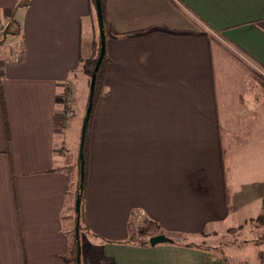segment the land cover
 Segmentation results:
<instances>
[{
  "label": "crops",
  "instance_id": "crops-1",
  "mask_svg": "<svg viewBox=\"0 0 264 264\" xmlns=\"http://www.w3.org/2000/svg\"><path fill=\"white\" fill-rule=\"evenodd\" d=\"M100 2L107 61L88 129L81 264H229L233 252L192 241L264 214V91L251 76L256 93L244 95L229 53L264 66V0ZM0 20V37L21 47L18 60L0 54V264H70L95 6L0 0ZM137 215L153 227L138 238ZM158 234L170 241L150 245Z\"/></svg>",
  "mask_w": 264,
  "mask_h": 264
},
{
  "label": "rangeland",
  "instance_id": "rangeland-1",
  "mask_svg": "<svg viewBox=\"0 0 264 264\" xmlns=\"http://www.w3.org/2000/svg\"><path fill=\"white\" fill-rule=\"evenodd\" d=\"M196 22L201 27L206 26L205 24H203L200 21H196ZM103 27H104V24H103ZM205 28H207V27H205ZM95 29H96V34H95L96 41H95L94 45L98 41H100L99 29H98V23L97 22L95 25ZM211 34L214 36L216 35L213 33H211ZM1 38H4V37H0V40H1ZM5 38L9 39L8 36H6ZM215 38H217L218 41L221 40L218 35ZM242 59H244V58H242ZM245 62H247V61L245 60ZM237 64H238L237 65L238 68L243 72L244 77H245V78H242V81L240 80L241 83L239 82L240 85L242 87H244V95L245 96L248 95L249 92L251 94L256 93L254 88H251L252 78H251L250 72L248 71V69H246L244 66H242L238 61H237ZM247 64H250V66L253 69L258 70V72L264 76V71L261 68H259L257 65L252 64L251 62L250 63L247 62ZM246 77H248V79ZM65 90L67 91L65 93V95H67L68 92H69V94H72L73 109H74V95H73V91H72V85L69 88V90L67 88ZM100 90H101V88H100ZM260 100H264V97L260 96ZM86 105H87V103H86ZM260 105L262 106V104H260ZM261 109H262V107H261ZM85 110H86V108L84 107L83 117L85 114ZM74 114H75V110H74ZM63 115L66 117V115L64 114V106H63ZM82 120H83V118H82ZM79 143H80V140H79ZM78 157H79V150H78ZM77 166H78V163H77ZM77 182L78 181L76 180L75 193H76L77 185L79 187V184H77ZM75 219H76L75 228H74L75 230L73 231L74 233H73L72 237L74 236V234L76 232V227L79 228L78 230L82 229L80 224H79L80 223L79 220H77L76 212H75ZM132 228H133L134 233L137 234V238H138V237H140L139 235L141 234L138 231L139 229L142 228V229L150 230L153 227L151 225H148L147 221L146 222L143 221V218L141 215H137L136 217L132 218ZM240 229H241V227L240 228L239 227L238 228L237 227L230 228L228 230V233L220 234L216 238L207 237L206 239L205 238L197 239V240H195V242L194 241H192V242L197 244L199 247L203 248L205 251H209L211 249L210 248L211 246L217 245V246H219L220 250H223V251L228 250L230 252H233L234 254H232V256L228 255L226 257L227 258L226 260L229 262V264H237L238 261L240 259H242V256H245V255H248L249 258L251 260H254V261H256L257 259H260V258L264 259V224H261V223H258L256 221L252 220L251 222L246 224V227L243 230L242 229L240 230ZM83 235L85 237L86 234L83 233ZM75 236H76V234H75ZM244 238L249 239L247 243H243ZM79 244H80V237H79ZM82 244H83V246H85L84 243H82ZM84 255L85 254H83V257H84ZM80 260H81V255H80ZM88 260H90V259H87V256H86V261H88ZM83 264H84V262H83ZM89 264H97V263H96V261L95 262L93 261V263H91V261H89Z\"/></svg>",
  "mask_w": 264,
  "mask_h": 264
},
{
  "label": "trees",
  "instance_id": "trees-1",
  "mask_svg": "<svg viewBox=\"0 0 264 264\" xmlns=\"http://www.w3.org/2000/svg\"><path fill=\"white\" fill-rule=\"evenodd\" d=\"M93 1V4H94V0ZM174 3V2H173ZM175 4V3H174ZM176 5V4H175ZM95 6V4H94ZM182 10V9H181ZM184 11V10H182ZM185 13V12H184ZM212 40H214L215 42L221 44L219 41H217V39L215 37H211ZM99 48H100V41H98L95 45H94V51H93V55L89 58H83L81 57L80 58V62H81V69L88 75L89 77V81H90V77H91V73H92V70H93V67H94V64H95V61H96V58L98 56V52H99ZM229 51V50H228ZM242 51V50H241ZM230 55L236 60L238 61L242 66H244L246 69H248V71L250 72L255 84L262 90L264 91V76L262 74H260L258 72V70H255L253 69L250 64H247V62H245V58L242 59L243 57L233 53V52H230ZM248 57V56H247ZM250 60V56L248 57ZM107 61V56H106V53L104 54V57H103V60L99 66V69L96 73V80H95V86H94V95H93V105H92V111H91V114H90V117H89V121H88V125H87V129H86V133H85V138H84V144H83V156H84V182H83V187L82 189H79L78 185H77V189H76V194L79 193L80 194V204H81V201H82V197H83V193H84V183H85V174H86V162H87V159H86V147H87V139H88V129H89V122H90V119H91V115H92V112L94 110V107H95V104H96V101H97V97H98V94L100 92V88L102 86V81H103V76H104V65ZM252 64H255L257 65L259 68H261L263 71H264V66L261 65V64H258L256 63L255 61L251 60ZM255 62V63H254ZM87 106V105H86ZM85 106V108H86ZM79 176H80V159H79ZM77 184H79V178L77 180ZM81 207V205H80ZM81 214V208H80V213H79V216ZM254 221L258 222V223H261V224H264V214H259L255 219ZM148 225H151V223H149ZM156 227V226H155ZM149 228V227H148ZM139 233H144L147 231V229H139L138 230ZM133 237V236H132ZM141 244H148V241H144V242H141ZM69 249H70V253L68 256L65 257V259L67 260V262H69L70 264H76V251H77V240H76V236L74 234V236L72 237L70 243H69ZM261 259V262L264 263V259L260 258Z\"/></svg>",
  "mask_w": 264,
  "mask_h": 264
},
{
  "label": "water",
  "instance_id": "water-1",
  "mask_svg": "<svg viewBox=\"0 0 264 264\" xmlns=\"http://www.w3.org/2000/svg\"><path fill=\"white\" fill-rule=\"evenodd\" d=\"M95 4V11H96V18L98 23V29H99V38H100V48L98 52V56L96 58L90 81H89V92H88V100H87V107L85 110V114L82 120L81 125V131H80V143H79V159H80V176H79V189H82L83 182H84V156H83V144H84V138L85 133L89 121V117L92 111V105H93V95H94V86H95V80H96V73L99 69V66L103 60L104 54H105V34H104V27H103V16H102V8H101V2L100 0H94ZM75 212L77 215V220H79V213H80V194L77 193L75 197ZM78 228L76 227V240H77V252H76V264H81L80 260V244H79V232ZM149 244L155 245L157 243L170 241V238L158 234L149 237Z\"/></svg>",
  "mask_w": 264,
  "mask_h": 264
},
{
  "label": "built area",
  "instance_id": "built-area-1",
  "mask_svg": "<svg viewBox=\"0 0 264 264\" xmlns=\"http://www.w3.org/2000/svg\"><path fill=\"white\" fill-rule=\"evenodd\" d=\"M4 30V23L2 20H0V33H2ZM21 52L20 47V40L15 38H9L6 39L1 38L0 40V54L6 58L9 54L10 58L13 60H18ZM71 87V84H67V89ZM67 91L65 90V93ZM63 106H64V114L66 117H72L74 116V109H73V100H72V94L67 93V95H64L63 98Z\"/></svg>",
  "mask_w": 264,
  "mask_h": 264
}]
</instances>
